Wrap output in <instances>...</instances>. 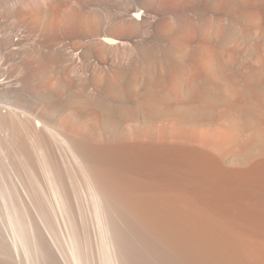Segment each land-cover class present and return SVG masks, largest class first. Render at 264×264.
Listing matches in <instances>:
<instances>
[{"label": "bare ground", "instance_id": "obj_1", "mask_svg": "<svg viewBox=\"0 0 264 264\" xmlns=\"http://www.w3.org/2000/svg\"><path fill=\"white\" fill-rule=\"evenodd\" d=\"M21 1L0 264H264V0Z\"/></svg>", "mask_w": 264, "mask_h": 264}, {"label": "rangeland", "instance_id": "obj_2", "mask_svg": "<svg viewBox=\"0 0 264 264\" xmlns=\"http://www.w3.org/2000/svg\"><path fill=\"white\" fill-rule=\"evenodd\" d=\"M18 1H21V0H18ZM22 1L24 2V0H22ZM22 1H21V2H22ZM27 1H28V0H27ZM34 1H38V0H29V3H30V2H34ZM41 1H45V0H41ZM52 1H55V2H61V1H63V0H60V1H59V0H52ZM8 233H9V235H10L11 237H13V236L10 234V231H8Z\"/></svg>", "mask_w": 264, "mask_h": 264}]
</instances>
